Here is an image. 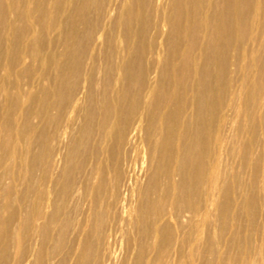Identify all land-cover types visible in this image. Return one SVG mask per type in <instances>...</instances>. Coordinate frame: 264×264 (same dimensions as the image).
Listing matches in <instances>:
<instances>
[{
  "label": "bare ground",
  "instance_id": "1",
  "mask_svg": "<svg viewBox=\"0 0 264 264\" xmlns=\"http://www.w3.org/2000/svg\"><path fill=\"white\" fill-rule=\"evenodd\" d=\"M0 264H264V0H0Z\"/></svg>",
  "mask_w": 264,
  "mask_h": 264
}]
</instances>
